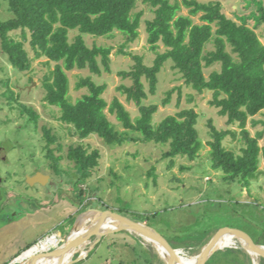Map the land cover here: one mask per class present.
Returning a JSON list of instances; mask_svg holds the SVG:
<instances>
[{
	"label": "rangeland",
	"instance_id": "obj_1",
	"mask_svg": "<svg viewBox=\"0 0 264 264\" xmlns=\"http://www.w3.org/2000/svg\"><path fill=\"white\" fill-rule=\"evenodd\" d=\"M182 5L180 14L190 15V9ZM202 3L219 2L222 11L238 23H244L254 28L262 42H264V22H259V7L264 0H198ZM143 12L139 37L128 42L127 37L116 32L112 37H97L83 34L87 44L112 47L111 72L103 71L96 75L87 69H74L67 71L70 80V97L76 101L88 93L87 88L79 89L77 84L81 78L92 77L99 85H107L103 94L106 101L111 104L114 98H119L136 119L139 108L122 94L118 87L131 85L130 79L119 75L121 71H129L134 65L132 57L119 53L121 47L126 52L144 57L147 65H151L156 58V52L151 49L148 42L146 22L154 18L153 9L143 0H138L135 12ZM202 13L193 16L195 23L202 24ZM10 14L6 11L4 0H0V19H7ZM216 29V27H215ZM79 34L78 30L70 31L71 40ZM17 37V36H16ZM20 38V36H19ZM26 48L33 60L32 69L20 72L11 64L8 55L3 51L0 38V173L5 179L1 191L19 192L29 196L30 202L40 205H54L61 200L62 204L77 205V216L85 211L78 204L76 198L80 189L85 190L83 197L92 203L88 208H98L122 213L136 220L146 218V222L156 229L168 243L176 242L179 245H189L184 250L186 257L194 256L199 250L197 243L207 241V238L221 228H236L255 242H264V158L260 157V173L253 180L251 190L243 188L238 182H229L224 178L225 173L216 169L211 160V141L209 121L225 130L230 127L227 117L221 116L218 109L210 104L213 93L209 90L198 92L188 86L181 74L174 68L172 60H168L159 74V83L156 94L149 92V85L144 79L148 97L144 99L145 105L157 104L158 111L154 114L153 123L158 125L165 117L174 115L183 109L194 108L199 113L197 128L202 142V148L197 158L177 156L171 165V158L165 156L169 146L143 141L142 136L136 132H129L136 141L126 142L124 145H107L102 138L92 135L81 139L75 134L71 125L61 120V111L58 107L46 101V92L43 79L56 63L47 58L36 59L35 53L27 43ZM214 49L213 43L206 46V52ZM159 51L166 47L160 43ZM228 51L232 53L231 47ZM235 57L236 55L233 54ZM221 69V64L205 68V75ZM11 90L14 95L10 98ZM174 90L170 102L163 104L168 92ZM34 110L38 115L35 123L23 111V106ZM106 113L117 130L124 131V127L112 114L109 108ZM247 128L251 136L258 138L259 145L264 147V110L250 117ZM49 130L56 142L50 144L45 134ZM228 149L241 153L244 146L237 137L229 136L224 141ZM84 145L89 151L98 149L101 152L100 164L87 182L77 184L82 173L75 162L69 159L71 146ZM59 159L58 172L54 167L55 160L48 157L49 150ZM36 172L50 175L52 181L47 188L44 186L29 187L28 177ZM37 174V173H36ZM28 187V188H27ZM50 188V189H49ZM15 193L12 194L14 197ZM6 198V194L2 195ZM0 197V201L5 198ZM7 199V198H6ZM75 199V200H74ZM34 200V201H32ZM60 200V201H59ZM73 201V202H72ZM91 216H88L89 218ZM73 219V218H72ZM70 220L64 232L53 228L40 241L45 242L54 236L62 243L75 223ZM6 220L0 217V225ZM96 240L93 236L91 241ZM36 244V243H35ZM41 244V243H40ZM93 244V243H92ZM91 243L85 248L89 250L73 264H165L158 256L155 247L141 236L121 231L110 234L97 243ZM56 245L49 244L53 249ZM92 246V248H91ZM48 248V249H49ZM230 248V247H229ZM225 248L223 251L227 250ZM242 249V248H241ZM242 257L246 259L242 264H252V259L243 250ZM36 254V253H35ZM155 256L153 258V256ZM77 253L73 258L77 259ZM216 256L208 264H228L216 261ZM260 264L262 261L260 260Z\"/></svg>",
	"mask_w": 264,
	"mask_h": 264
},
{
	"label": "trees",
	"instance_id": "obj_2",
	"mask_svg": "<svg viewBox=\"0 0 264 264\" xmlns=\"http://www.w3.org/2000/svg\"><path fill=\"white\" fill-rule=\"evenodd\" d=\"M143 1L154 12V18L146 22V29L156 58L151 65H147L143 56L126 52L124 47L119 50V53L129 55L134 61L129 71L119 72L132 84H123L118 90L138 106L140 115L136 119L132 118L119 98H114L109 104L103 97L107 85L97 84L92 77L80 79L77 88H87L88 93L72 101L67 71L88 68L96 75H101L103 71L111 72L113 48L97 44L90 47L83 34L112 37L120 32L128 42L135 41L139 37L143 17L142 11L135 12L138 0H4L10 17L0 19L2 49L20 72L32 69L33 60L26 48L27 43L35 53L34 58L45 57L56 63L43 79L45 99L60 109L61 120L71 125L81 139L97 135L107 145H124L137 140L129 133L136 132L143 141L169 146L165 156L171 158L170 167L180 155L194 160L202 148L197 128L200 115L194 108L169 115L155 125L153 118L159 106L143 103L148 97L144 79L149 85V92L156 94L159 74L164 64L172 60L185 83L200 93L211 91L213 98L210 104L218 109L221 116L227 117L230 127L240 130H220L212 120L209 121L211 160L214 168L225 173L226 181L238 182L250 191L253 180L260 173V157L264 158V147L259 145L258 138L251 136L247 128L249 118L264 110V42L254 28L229 18L219 2L183 0L184 6L190 9V15H183L180 14L182 5L179 1ZM200 13L202 24L195 23L193 19ZM258 21L264 22L263 4L259 7ZM71 30L79 31L73 40L70 38ZM160 43L166 47L163 52L158 50ZM210 43H213L214 49L206 52V46ZM229 46L232 53L228 51ZM217 63L221 64V69L207 77L205 68ZM173 92H168L164 105L170 102ZM10 94L12 98L14 91L11 90ZM22 106L23 111L36 123L37 113ZM107 108L122 124L123 132L117 130L109 119ZM45 134L50 144L56 142V137L49 130H45ZM238 134L244 145L240 154L228 149L224 143L229 136L235 138ZM68 156L82 173V178L76 182L81 184L93 175L102 155L98 149L89 151L80 145L71 146ZM48 157L55 160L54 167L58 172L61 158H57L51 149ZM85 192L80 189L76 198L83 210L92 203L88 200L83 205ZM142 220L146 221V218ZM173 243H170L173 248H191ZM243 252L241 248H228L216 252L213 257L216 256V261L223 263L242 264L246 261L242 257ZM261 261L264 264V258Z\"/></svg>",
	"mask_w": 264,
	"mask_h": 264
},
{
	"label": "water",
	"instance_id": "obj_3",
	"mask_svg": "<svg viewBox=\"0 0 264 264\" xmlns=\"http://www.w3.org/2000/svg\"><path fill=\"white\" fill-rule=\"evenodd\" d=\"M28 180L31 185L37 182L47 184L50 180V176L38 172L34 176H29ZM88 216H94L95 221L92 224L85 225L84 221L88 219ZM98 221L106 226L104 228L97 226ZM121 231H127L140 236H147L150 238V241H153L152 245L157 252L162 255L166 264H180L178 254L176 255L175 251L182 249L173 248L168 241L146 221L136 220L122 213L98 208H88L81 212L77 216L65 241L59 243L53 249L49 248L36 254L25 256L24 254L29 252L36 244H40L38 242L18 256L14 260V264H34L35 262L42 263V261L44 264H73L82 260L85 253L89 252L90 249H85L87 247L85 243L88 240H91L93 236L96 237V240L92 242V245L94 246L99 243L103 237ZM228 237L233 238L239 245L231 246L230 248H242L251 256L258 257L260 260L264 258V244L253 241L236 228H221L212 235L211 239L198 255L194 264H207L216 252L225 249L220 243L224 238ZM77 253L79 254L77 259H72L70 262H64L68 256L71 255L74 257Z\"/></svg>",
	"mask_w": 264,
	"mask_h": 264
},
{
	"label": "crops",
	"instance_id": "obj_4",
	"mask_svg": "<svg viewBox=\"0 0 264 264\" xmlns=\"http://www.w3.org/2000/svg\"><path fill=\"white\" fill-rule=\"evenodd\" d=\"M13 198V205L0 207V217L6 220L0 225V264H14L18 256L40 242L53 228L64 232L72 225L69 221L78 214L75 203L68 206L59 200L52 206L40 205L34 200L30 202L26 195L9 196L7 200Z\"/></svg>",
	"mask_w": 264,
	"mask_h": 264
},
{
	"label": "bare ground",
	"instance_id": "obj_5",
	"mask_svg": "<svg viewBox=\"0 0 264 264\" xmlns=\"http://www.w3.org/2000/svg\"><path fill=\"white\" fill-rule=\"evenodd\" d=\"M95 217L94 216H92V217H89L87 220H85L84 222V224L85 225H89V224H92L94 221H95V219H94ZM100 221H98V223H97V226H99V227H101V228H104L106 225L105 224H102L101 222L99 223ZM213 235V234H212ZM212 235L211 236H209L208 238H207V241L206 242H204L203 241V243H199V245H198V243L194 246L195 248L194 249H192V251L191 252H193V251H195V250H197L196 248L197 247H199V250H198V252L196 253V251H195V253H194V256H191V257H186L183 253L185 252L184 250H177V251H175V254L177 255L178 254V259L180 260L179 262H180V264H194L195 263V261H196V259H197V257H198V255L200 254V252L202 251V249L204 248V246L208 243V241L211 239V237H212ZM140 236V235H139ZM141 237L143 238V239H145L146 241H148V242H150L151 244H153V241H150V238H148L147 236H145V235H141ZM61 241L59 240V238L58 237H56V236H54V237H52V238H49L47 241H45V242H42L41 244H36L29 252H27L26 254H24L25 256H29V255H32L33 253H38V252H41V251H44V250H47L48 248H49V244L51 243L52 245H58L59 243H60ZM92 244V241L91 240H88L86 243H85V245L87 246L88 244ZM221 246L222 247H225V248H229V247H231V246H236V245H238L237 243H236V241L233 239V238H231V237H228V238H224L222 241H221ZM239 246V245H238ZM247 255L248 256H250L251 257V259H252V264H260V259L258 258V257H255V256H251L249 253H247ZM158 256H159V258L161 259V261L163 262V263H165L166 264V261L164 260V258L162 257V255H160V253L158 252ZM72 259H74L71 255L70 256H68L67 258H66V260L64 261V262H70ZM34 264H44V262L42 261V263L41 262H35Z\"/></svg>",
	"mask_w": 264,
	"mask_h": 264
},
{
	"label": "flooded vegetation",
	"instance_id": "obj_6",
	"mask_svg": "<svg viewBox=\"0 0 264 264\" xmlns=\"http://www.w3.org/2000/svg\"><path fill=\"white\" fill-rule=\"evenodd\" d=\"M36 173H38V172H36ZM35 173V174H36ZM34 174V175H35ZM34 175H31V176H34ZM47 175V174H46ZM50 176V175H49ZM50 181H52L53 182V180H52V177L50 176V180L48 181V183L47 184H41V183H34L33 185H32V187H34V186H44V187H46L47 188V185L49 184V182ZM4 183H5V179H4V177L1 175V173H0V197H3L2 195L3 194H6V198H8L9 196H12V194L13 193H15V191H6L5 193H3L2 191H1V188H2V186H4ZM29 184V183H28ZM29 187L31 186L30 184L28 185ZM28 188V187H27ZM50 189V188H49ZM18 195H22V194H20L19 192H17V194L15 193V195H14V197L15 196H18ZM3 198H5V197H3ZM5 198V200L4 201H0V207H10V205H13V203H14V201H15V199L13 198L12 199V201H9V200H7ZM77 218V217H76ZM33 254H35V253H33ZM32 254V255H33Z\"/></svg>",
	"mask_w": 264,
	"mask_h": 264
},
{
	"label": "built area",
	"instance_id": "obj_7",
	"mask_svg": "<svg viewBox=\"0 0 264 264\" xmlns=\"http://www.w3.org/2000/svg\"><path fill=\"white\" fill-rule=\"evenodd\" d=\"M48 240V239H47ZM39 243H42V241H40Z\"/></svg>",
	"mask_w": 264,
	"mask_h": 264
}]
</instances>
